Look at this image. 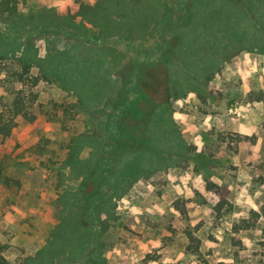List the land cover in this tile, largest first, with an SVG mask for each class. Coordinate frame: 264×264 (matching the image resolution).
I'll use <instances>...</instances> for the list:
<instances>
[{
	"label": "rangeland",
	"instance_id": "1",
	"mask_svg": "<svg viewBox=\"0 0 264 264\" xmlns=\"http://www.w3.org/2000/svg\"><path fill=\"white\" fill-rule=\"evenodd\" d=\"M16 1L22 13L48 7L83 23L82 30L28 28L24 33L40 55L46 37L60 47L77 41L102 45L123 54L119 69L128 72L133 60L154 61L171 51L173 59L151 68L137 117L122 123L144 140L143 116L154 103L166 101L160 107L167 122L159 125L176 133L168 153L178 156L173 165L141 173L115 197L112 216L100 213L95 240L79 249L78 243L86 242L75 238L83 229L71 231L63 220L72 212L66 199L77 191L81 175L65 160L73 137L95 135L103 124L72 91L41 79L32 87L35 120L18 116L11 135L0 136V244L6 245L2 254L8 264L37 259L45 264H264V98L258 100L264 95V52L257 50L264 44V0H192L189 22L176 32L170 22L164 30L152 22L140 35L129 28L104 35L78 14L76 0ZM166 1L174 19L187 15L190 0ZM0 31H7L1 22ZM176 33L179 42L173 46ZM4 62L0 107L12 90L27 88L10 81ZM169 71L181 92L169 94ZM109 111L107 104L96 114ZM147 127L151 134L154 129L153 144L169 145L156 123ZM90 151L84 148L79 158H88ZM221 202L219 213L215 207ZM61 223L71 238L63 242L57 237ZM186 229L199 239L196 253L186 250Z\"/></svg>",
	"mask_w": 264,
	"mask_h": 264
},
{
	"label": "trees",
	"instance_id": "2",
	"mask_svg": "<svg viewBox=\"0 0 264 264\" xmlns=\"http://www.w3.org/2000/svg\"><path fill=\"white\" fill-rule=\"evenodd\" d=\"M76 1L79 2L78 14L98 26L104 35L119 34L125 28L140 35L152 22H157L156 26L163 30L166 22H170L172 30L176 32L179 26L189 22L192 4L190 0V5L184 7L186 16L174 19V10L168 6L166 0H98L94 4L83 0ZM113 14H116V17ZM73 18L71 15H57L48 7L22 13L17 10L16 0H0V22L7 30L0 31V61H5L11 82H21L27 87L12 90L11 98L1 105L0 136L5 138L11 135L17 125L18 116L29 122L35 120L33 108L37 94L32 87L41 79L58 82L62 88L78 96L81 107L91 109L92 115L95 113L92 117L103 124L100 132L73 137L65 160L66 165L81 175V181L75 193L69 192L66 202L68 211L72 212L66 215L67 219L63 220V223L70 222L67 225L71 226V231L83 229L82 235L75 239L80 241L84 238L86 243H78L79 249H84L89 243L91 246L97 231L102 227L100 213L112 216L113 199L120 197L141 173L150 174L157 169L173 165L178 155L168 153L174 146L171 140L175 139L176 133L169 130L167 125H159L167 122L160 107L166 101L154 103L143 116L146 120L141 126L144 127V136H147L144 140L142 136L128 133L122 123L126 118L137 117V103L147 95L144 87L148 86L150 81L151 68L157 65V61L166 63L168 56L173 59L171 51L165 53V57L154 61L133 60L129 71L124 72L119 69L123 54L115 48L89 45L80 41L72 46L60 47L46 37V51L44 55H40L31 36L24 33L28 28L36 30L43 26H71L82 30L83 23H76ZM16 23H19V27ZM177 34L173 46L179 42ZM257 50L264 52V44L257 45ZM34 68L37 73L32 72ZM170 75L169 71V94L179 91L177 80ZM258 98L261 100L264 95ZM107 104L110 111L104 117L97 115L96 113L102 111ZM148 123H156L169 145L164 148L152 143V134L155 135V132L154 129L152 134L147 132ZM123 138H126V141L122 140ZM37 146L40 148L39 144ZM86 147H90V156L80 159L78 155ZM2 178L3 166L0 162V181ZM215 208L221 213L222 202ZM245 226H249V223ZM63 228L61 223L57 231L60 242L71 239L70 232ZM234 228L239 230L240 226L235 224ZM185 233L186 250L190 253L198 252V237L187 229ZM90 246L88 249H91ZM5 247L6 245L0 244V264H8L2 254ZM38 263L45 264V261L37 259L35 264Z\"/></svg>",
	"mask_w": 264,
	"mask_h": 264
}]
</instances>
